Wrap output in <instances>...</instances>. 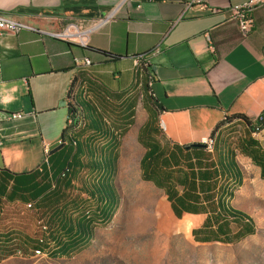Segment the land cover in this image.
Here are the masks:
<instances>
[{
	"label": "crops",
	"instance_id": "crops-1",
	"mask_svg": "<svg viewBox=\"0 0 264 264\" xmlns=\"http://www.w3.org/2000/svg\"><path fill=\"white\" fill-rule=\"evenodd\" d=\"M185 1L0 0V14L26 25L0 39V188L5 181L7 186L0 194V220L5 207H38L54 187L62 163L56 156L48 161L45 150L61 144L70 121L67 93L74 78L91 71L114 94L109 112L114 136H81V141L103 148V154L93 158L99 166L62 172L60 193L65 191L66 198L49 210L38 207L49 214L51 259L82 255L112 223L120 205L117 177L122 166L127 171L119 148L127 155V145L140 154L141 178L165 192L173 215L181 224L189 223L183 231H190L195 242L227 244L237 233L255 229L253 220L245 217L238 222L231 217L217 220L205 196L239 191L246 179L223 136L235 127L243 128L246 136L248 126L234 119L216 129L233 115H244L255 124L264 112V6L255 11L252 32L244 37L228 9L245 0H206V9L196 5L187 11ZM107 18L90 32L87 47L55 37L70 23L90 28ZM155 49L159 52L150 57V77L144 79L149 81L148 98L138 113L141 90L133 83V59ZM84 58L91 61L90 68L75 64ZM84 91L78 81L75 92ZM129 105L133 117L127 130ZM15 113L21 117L12 119ZM213 134L216 154L208 155L203 142ZM64 181L70 189H64ZM88 185L94 191H86ZM185 193L199 196L198 202L185 203L196 211L183 212L177 199ZM234 198L231 206L237 208ZM14 241L0 234V245ZM35 252L44 255L41 249Z\"/></svg>",
	"mask_w": 264,
	"mask_h": 264
},
{
	"label": "rangeland",
	"instance_id": "rangeland-1",
	"mask_svg": "<svg viewBox=\"0 0 264 264\" xmlns=\"http://www.w3.org/2000/svg\"><path fill=\"white\" fill-rule=\"evenodd\" d=\"M138 96L139 113L143 111L142 92ZM223 138L244 171L246 179L235 192L233 204L253 220V235L227 244L195 242L190 231H183L189 229V223L184 220L181 224L173 215L165 192L141 178L140 154L127 145V155L119 148V156L127 159V171L122 166L117 177L119 208L92 247L74 259H51L47 251L51 244L47 240L49 214L34 205L5 207L0 234L23 242L29 251L9 260L4 258L0 264H264V180L260 169L242 151L243 128L235 127ZM251 138L264 150V130ZM132 139L140 148L137 138ZM40 249L44 255L35 252Z\"/></svg>",
	"mask_w": 264,
	"mask_h": 264
},
{
	"label": "trees",
	"instance_id": "trees-1",
	"mask_svg": "<svg viewBox=\"0 0 264 264\" xmlns=\"http://www.w3.org/2000/svg\"><path fill=\"white\" fill-rule=\"evenodd\" d=\"M96 52L103 54L104 56L113 58V55L107 53L105 51L96 50ZM149 55L145 54L144 56ZM136 58V57H135ZM134 61V59H133ZM92 63L85 68H90ZM145 76L150 77L149 65L142 63L140 66H134V76L133 83L141 89L143 94V101L147 100L148 92H149V81L147 83L144 82ZM80 81L81 84H84L85 91L83 93L75 92V86L77 82ZM114 100L113 91L104 84L101 80H99L93 73L84 71L78 77H75L69 91L67 93V105L69 110V123L67 124L65 130L61 136V144L56 147L53 151L49 150L47 154L48 161H51L52 156L58 157L62 163V168L57 170L55 178L53 180L54 187L46 193L41 199L38 201V207L41 209L46 208L50 209L52 206H56L60 203L61 199H65V191L61 195V174L62 172L65 174L66 172L76 171L77 168H97L99 166V162L94 160V157L101 156L103 154V148L94 146L91 142L81 141V136L84 132H90V134L95 135H112L114 136V132L111 129V120L108 118L110 112V106ZM133 105H129L127 108V130L129 126L132 124L133 111L131 110ZM264 116V112L262 114ZM240 119L242 120L249 128V133L245 136V138L241 142V148L244 155L250 158L253 163L261 169L260 176L264 180V150H262L259 146L258 141L252 139L253 133L260 132L264 130V119H258L255 124H253L246 116L244 115H233L231 117H226L225 120L217 127L216 130L220 128L225 122L230 120ZM126 132L118 133L120 135H124ZM213 134L212 137H214ZM216 142L214 144L213 152L215 151ZM206 150V149H205ZM208 155H214V153L210 154L206 151ZM81 157H84L82 159ZM104 164V163H103ZM100 166H104V165ZM227 169L228 165H224ZM7 172V171H6ZM9 174V173H8ZM25 175V174H21ZM20 176V175H14ZM238 184H242V179H238ZM64 189H70V184H66L64 181ZM51 188V187H50ZM7 190L6 181L3 187L0 188V194H5ZM86 191H94L90 185L86 186ZM47 192V191H44ZM236 191H218L217 194L214 192L212 194H208L205 196L213 204V214L217 220H224L229 217L233 218V220L237 221L240 217H245L248 220H252L247 217V214L242 210L233 208L231 206V199L235 197ZM105 193H107L105 191ZM108 197L107 194L105 195ZM217 197V201L214 199ZM169 201H171L173 210L174 201H172L171 197H168ZM198 195H190L185 193L183 197H179L177 199L178 203L183 206V212H191L196 211L197 208L190 207L185 205L190 200L199 201ZM41 202V203H40ZM227 221H224L226 223ZM255 229H250L249 231H245L242 234L237 233L233 238L228 240L229 243L234 241H239L247 236L253 235ZM29 251L28 247L19 240L14 241L13 243H5L0 245V255L2 254L3 259L8 258L17 252L22 254H27ZM3 259H0L3 260Z\"/></svg>",
	"mask_w": 264,
	"mask_h": 264
},
{
	"label": "built area",
	"instance_id": "built-area-1",
	"mask_svg": "<svg viewBox=\"0 0 264 264\" xmlns=\"http://www.w3.org/2000/svg\"><path fill=\"white\" fill-rule=\"evenodd\" d=\"M198 5L202 9L207 8L206 0H186L184 3V10L187 11L192 7ZM264 6V0H245L241 4L230 6L228 9L229 17L231 20L235 21L244 37L249 36L252 32L254 25V13L255 11ZM214 13L221 12V9H213ZM107 19L99 20L98 22L92 24L90 28H85L83 24L70 23L61 33L55 35V37L73 43H78L82 47H87L89 41V35L92 30L102 26ZM26 28V25L6 18L2 14H0V39L8 34H17L22 29ZM159 52V49L153 50L149 55H139L134 58V66L138 67L142 63L149 65L150 57L154 56ZM75 64L79 67L81 66H89L91 61L88 58L84 59H76ZM2 70V56L0 52V73ZM21 115L19 113H15L11 116L12 119H18ZM259 119H264V116H260ZM214 141V137H209L205 139L204 146L208 153L212 154V144ZM45 153L48 154L49 150L46 149ZM28 207H32V204H29ZM43 229H46L44 227Z\"/></svg>",
	"mask_w": 264,
	"mask_h": 264
},
{
	"label": "water",
	"instance_id": "water-1",
	"mask_svg": "<svg viewBox=\"0 0 264 264\" xmlns=\"http://www.w3.org/2000/svg\"><path fill=\"white\" fill-rule=\"evenodd\" d=\"M199 146H203V145H199Z\"/></svg>",
	"mask_w": 264,
	"mask_h": 264
}]
</instances>
